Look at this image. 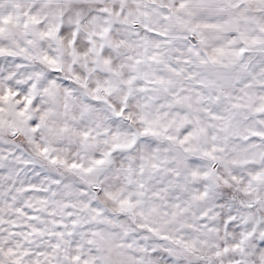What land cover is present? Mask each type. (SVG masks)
Returning a JSON list of instances; mask_svg holds the SVG:
<instances>
[{
    "label": "snow or ice",
    "instance_id": "snow-or-ice-1",
    "mask_svg": "<svg viewBox=\"0 0 264 264\" xmlns=\"http://www.w3.org/2000/svg\"><path fill=\"white\" fill-rule=\"evenodd\" d=\"M0 264H264V0H0Z\"/></svg>",
    "mask_w": 264,
    "mask_h": 264
}]
</instances>
